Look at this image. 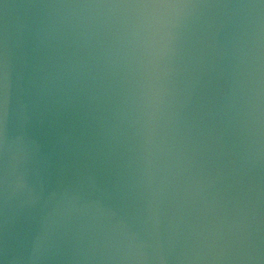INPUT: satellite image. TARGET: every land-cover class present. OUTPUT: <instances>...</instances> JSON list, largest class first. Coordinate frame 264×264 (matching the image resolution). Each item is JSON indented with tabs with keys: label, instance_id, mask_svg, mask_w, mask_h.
I'll return each instance as SVG.
<instances>
[{
	"label": "water",
	"instance_id": "water-1",
	"mask_svg": "<svg viewBox=\"0 0 264 264\" xmlns=\"http://www.w3.org/2000/svg\"><path fill=\"white\" fill-rule=\"evenodd\" d=\"M0 264H264V0H0Z\"/></svg>",
	"mask_w": 264,
	"mask_h": 264
}]
</instances>
